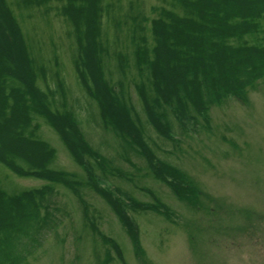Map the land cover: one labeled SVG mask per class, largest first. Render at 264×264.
I'll return each instance as SVG.
<instances>
[{
    "label": "rangeland",
    "instance_id": "obj_1",
    "mask_svg": "<svg viewBox=\"0 0 264 264\" xmlns=\"http://www.w3.org/2000/svg\"><path fill=\"white\" fill-rule=\"evenodd\" d=\"M180 1L101 0L95 61L107 85H121L125 105L143 122L141 137L154 157L178 170L185 182H173L187 188L190 202L158 179V174L171 177L157 169L156 158L136 154L102 123L96 98L76 72L81 33L63 10L69 1L4 0L21 27L36 85L52 94L54 112L69 110L79 120L87 145L103 160L88 159L95 187L90 170L67 150L52 121L32 115L40 139L55 152L50 168L70 175L75 189L53 186L58 227L22 264H103L107 258L104 264H264V78L210 107L194 123L185 122L182 129L174 124L169 139L156 134L141 110L136 86L150 90L145 72L137 68L136 49L154 44L153 19L186 12ZM247 40L255 43L262 36ZM42 185L0 163L5 192ZM108 195L119 202L137 235L135 246L119 213L105 202ZM90 223L116 242L121 260L114 248L93 237Z\"/></svg>",
    "mask_w": 264,
    "mask_h": 264
},
{
    "label": "trees",
    "instance_id": "obj_2",
    "mask_svg": "<svg viewBox=\"0 0 264 264\" xmlns=\"http://www.w3.org/2000/svg\"><path fill=\"white\" fill-rule=\"evenodd\" d=\"M68 1L63 10L81 33L75 63L81 85L96 98L104 126L111 128L136 154L154 160L156 157L141 137L144 133L140 116L133 107L131 111L125 105L121 85H107L102 80L95 61L100 49L95 30L102 11L101 0ZM180 2L186 12L180 16L167 12L153 19L154 44L137 47L135 57L138 70L147 76L150 90L147 94L143 85L136 86L142 113L163 139L175 134L174 124L182 129L185 122L194 123L210 107L229 96L237 97L264 78V0ZM257 33L262 40H247ZM35 79L21 27L4 0H0V163L14 175L45 184L14 193L5 192L0 186V264L24 263L58 227L60 209L53 186L75 189L70 175L50 168L55 152L40 139L33 114L52 121L79 164L90 170V157L103 162L87 145L79 120L69 110L54 112L52 94L39 88ZM155 163L161 173L171 177L167 180L158 174V179L170 186L176 197L190 202L191 198L185 197L187 188L173 182H185L178 170L157 158ZM89 177L96 187L97 177L91 170ZM103 191L101 196L105 195ZM108 197L105 202L113 213H119L135 246L137 235L121 215L123 209ZM89 225L93 237L114 248L121 260L116 242L101 235L94 224ZM108 261L109 258L104 263Z\"/></svg>",
    "mask_w": 264,
    "mask_h": 264
}]
</instances>
